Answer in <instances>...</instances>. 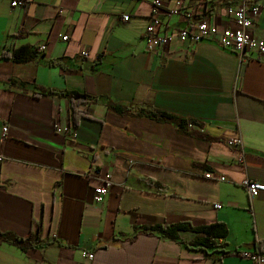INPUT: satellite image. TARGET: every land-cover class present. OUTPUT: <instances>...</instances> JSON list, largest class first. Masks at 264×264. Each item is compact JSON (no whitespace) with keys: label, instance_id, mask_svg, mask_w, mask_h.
Masks as SVG:
<instances>
[{"label":"crops","instance_id":"1","mask_svg":"<svg viewBox=\"0 0 264 264\" xmlns=\"http://www.w3.org/2000/svg\"><path fill=\"white\" fill-rule=\"evenodd\" d=\"M153 1L0 0V48L39 51L25 63L0 59V231L49 242L22 250L0 240V264H251L237 252H264V191L249 197L241 185L264 184V58L176 38L148 51ZM161 1L160 34L198 19L233 27L227 9L240 2L181 0V14L168 15L177 0ZM252 1L260 11L248 32L264 37V0ZM45 88L95 99L82 105L91 118L74 127L68 100ZM106 100L149 104L194 134L118 114ZM234 137L242 147L227 145ZM105 173L98 204L93 187ZM181 220L223 222L227 236L206 254L142 229Z\"/></svg>","mask_w":264,"mask_h":264},{"label":"built area","instance_id":"2","mask_svg":"<svg viewBox=\"0 0 264 264\" xmlns=\"http://www.w3.org/2000/svg\"><path fill=\"white\" fill-rule=\"evenodd\" d=\"M26 2L27 0H8V4L11 8L22 7ZM161 3V0H154L151 3L149 22L143 34L145 46L148 51L153 52L162 46L168 45L176 38L182 42L189 41L192 43L209 40L222 48L230 49V51L238 55L255 52L264 58V37H254L248 32L249 27L260 11V7L256 2L252 0H240L235 7H228L227 10L231 13L234 20L233 27L227 26L223 29H218L215 27V24L209 22V19H198L194 23L187 25V27L179 28L171 34L159 33ZM181 3V0H177L175 7L169 10L167 14H181ZM182 14L186 20L192 17L191 12H182ZM121 18L122 20H126L128 15H123ZM65 38L66 36L62 37V39ZM42 48L43 47H40L39 49ZM80 55L86 58L89 56L86 49L80 50ZM6 129L5 124L1 126L2 133H5ZM56 130L60 131V129ZM67 130V127L64 128V131ZM226 143L231 147H242V140L239 137L226 139ZM2 157L3 156L0 154V162L2 161ZM239 160L243 161V156H241ZM95 172H98V170H95ZM220 178L223 179V177ZM110 185V174L105 173L101 178L100 184L93 187V200L98 204L102 203ZM241 185L246 190L249 197L258 196L260 192L264 191V184L258 183L256 180L246 178L241 180ZM219 206V204L216 205V207ZM237 253H239L242 258L247 259L251 264H264V252L262 251L255 249L238 251ZM82 256L91 259L94 254L84 251Z\"/></svg>","mask_w":264,"mask_h":264},{"label":"trees","instance_id":"3","mask_svg":"<svg viewBox=\"0 0 264 264\" xmlns=\"http://www.w3.org/2000/svg\"><path fill=\"white\" fill-rule=\"evenodd\" d=\"M39 57L37 47L29 45H21L16 48L7 50L0 48V59H7L13 63H25L36 60ZM47 65H59L60 62H55L53 59L47 60ZM60 66V65H59ZM14 80H11L13 83ZM43 95H55L64 97L69 102L70 120L75 127L80 118H91L88 111L82 107L83 104H89L95 99L88 98L84 93L77 91H55L53 89H43ZM105 105L107 108L117 112L118 114H132V116H148L155 120L170 122L177 126L178 130L184 134H194L188 126V121L181 119L174 114L164 112L150 106L149 104H127L120 105L117 102L106 100ZM145 231L156 232L161 238L175 240L176 243L182 244L192 251H202L208 254V250H212L217 246V240L227 236V227L223 222H215L212 224L194 225L191 221L181 220L170 223H156L155 225L142 226ZM189 235V236H188ZM0 240L7 241L17 245L22 250L28 248H35L36 246H43L49 244L46 240H40L37 234H30L27 237H18L13 232L0 231Z\"/></svg>","mask_w":264,"mask_h":264}]
</instances>
